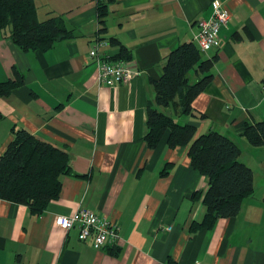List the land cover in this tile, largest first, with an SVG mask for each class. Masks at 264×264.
<instances>
[{
    "label": "crops",
    "instance_id": "0c3cea01",
    "mask_svg": "<svg viewBox=\"0 0 264 264\" xmlns=\"http://www.w3.org/2000/svg\"><path fill=\"white\" fill-rule=\"evenodd\" d=\"M213 1L117 0L100 24L96 0H36L38 19L62 17L74 36L37 52L0 32V81L16 71L23 79L0 96V155L12 128H23L65 150L71 171L40 213L0 199V264H264V145L241 133L245 123L264 121V0H217L231 15L219 46L201 52L211 81L193 97L190 115L158 107L195 124L197 133L216 131L237 144L238 160L253 174L239 212L190 230L204 217L208 179L191 166L185 146L167 145L169 130L154 147L144 138L166 55L194 42ZM99 38L108 42L103 52L128 59L139 73L127 83L100 84L88 55ZM78 207L117 222L118 241L96 248L78 238L77 227L55 224L56 215Z\"/></svg>",
    "mask_w": 264,
    "mask_h": 264
},
{
    "label": "trees",
    "instance_id": "16d2710c",
    "mask_svg": "<svg viewBox=\"0 0 264 264\" xmlns=\"http://www.w3.org/2000/svg\"><path fill=\"white\" fill-rule=\"evenodd\" d=\"M36 0H0V32L22 51L45 52L54 43L74 36L62 17L40 20ZM117 0H96L98 23L103 24L108 6ZM101 39V38H99ZM123 58V57H113ZM202 76L192 80L194 75ZM210 60L203 59L195 42H182L165 57L160 78L153 82L154 105L147 107L145 140L150 147L158 144L169 130L167 145L185 146L191 166L208 179L202 196L206 208L202 225L211 227L215 220L235 216L243 200L252 193V169L238 160L240 148L228 136L216 131L197 133L190 122L175 119L192 113L191 101L211 81ZM23 82L16 71L14 79L0 81V96L7 95ZM158 107L170 108L174 116ZM0 113V118H1ZM241 133L254 146L264 145V121L245 123ZM12 140L0 155V199L23 203L34 213L45 209L58 197L60 176L71 174L67 152L42 141L23 128H12ZM193 199L200 198L194 192Z\"/></svg>",
    "mask_w": 264,
    "mask_h": 264
},
{
    "label": "built area",
    "instance_id": "2783aa9c",
    "mask_svg": "<svg viewBox=\"0 0 264 264\" xmlns=\"http://www.w3.org/2000/svg\"><path fill=\"white\" fill-rule=\"evenodd\" d=\"M212 6L210 17L197 22L198 31L194 35V42L201 52L219 46L220 30L226 26L231 15L228 8L217 0L213 1ZM107 45L106 40L96 39L88 52L96 63L99 83L106 86L127 83L139 71L132 68L128 59L113 58L103 52L102 49ZM262 88L264 90V84ZM55 224L64 230L77 227L78 238L81 241L91 239L92 245L96 248L105 244H114L119 239L117 222L86 207H78L67 215H56Z\"/></svg>",
    "mask_w": 264,
    "mask_h": 264
}]
</instances>
